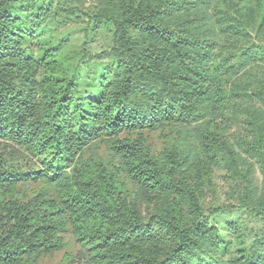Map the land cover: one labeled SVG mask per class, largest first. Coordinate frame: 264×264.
I'll list each match as a JSON object with an SVG mask.
<instances>
[{
	"label": "trees",
	"instance_id": "obj_1",
	"mask_svg": "<svg viewBox=\"0 0 264 264\" xmlns=\"http://www.w3.org/2000/svg\"><path fill=\"white\" fill-rule=\"evenodd\" d=\"M78 244L264 264V0H0V264Z\"/></svg>",
	"mask_w": 264,
	"mask_h": 264
},
{
	"label": "rangeland",
	"instance_id": "obj_2",
	"mask_svg": "<svg viewBox=\"0 0 264 264\" xmlns=\"http://www.w3.org/2000/svg\"><path fill=\"white\" fill-rule=\"evenodd\" d=\"M74 36V35H73ZM104 43H105V39L103 38L100 39L97 42L92 43V51L93 52H97L100 49L104 48ZM149 140L152 143H158L159 138H158V132H152L150 133V138ZM99 149H102V145ZM216 182L218 183V190L219 193L221 195V197H223V190H224V183L222 180V171L218 170L215 172V176H214ZM217 218L219 219V223L218 225H223L224 220H229V219H239V220H245L246 224L248 226H252L253 223L252 221L249 220V215L248 213H246L244 210H236V209H232L230 208L228 211L226 212H221L220 214L216 215ZM82 247L78 244V245H68L66 247H64V249L54 253V255L48 259L45 260V264H80L78 263V251H81ZM70 253V262L66 263L64 261V257H66L68 255V253ZM69 259V257H68ZM81 262V261H80ZM81 264H87L86 261L83 259Z\"/></svg>",
	"mask_w": 264,
	"mask_h": 264
}]
</instances>
